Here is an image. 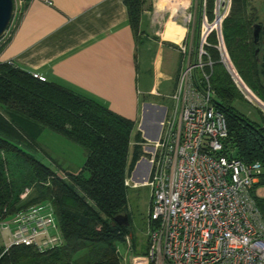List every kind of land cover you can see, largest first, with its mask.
Returning <instances> with one entry per match:
<instances>
[{"label": "trees", "instance_id": "obj_1", "mask_svg": "<svg viewBox=\"0 0 264 264\" xmlns=\"http://www.w3.org/2000/svg\"><path fill=\"white\" fill-rule=\"evenodd\" d=\"M29 1L23 0L19 17ZM123 3L129 26L138 38L141 15L151 9V0ZM207 4L211 20L212 0ZM248 10L246 0H232L229 15L222 23L223 42L241 82L264 102V30L254 44L255 21ZM12 20L13 14L6 30ZM12 33L13 30L0 45V52ZM209 42L213 46L206 50L212 66L206 71L215 92V107L227 123L224 152L246 164H261L258 182L251 188L254 190L264 186V115L259 124L233 108L234 100L245 99L220 62L214 36L209 37ZM44 128L84 150L85 161L78 171L64 170L60 175L34 157L32 152L39 147L37 139ZM135 128V121L85 95L0 62V219L49 202L63 237L62 246L42 253L30 247H12L1 256L0 264H120L116 248L124 244L130 231L129 225L119 226L114 218L128 216L129 188L124 180L140 157L145 156L140 132L135 133L130 151ZM14 165L23 170L19 169V177L14 175ZM13 175L19 183L13 181ZM27 188L32 193L23 201L20 196ZM254 198L264 218V200ZM1 251L2 246L0 254Z\"/></svg>", "mask_w": 264, "mask_h": 264}, {"label": "built area", "instance_id": "obj_2", "mask_svg": "<svg viewBox=\"0 0 264 264\" xmlns=\"http://www.w3.org/2000/svg\"><path fill=\"white\" fill-rule=\"evenodd\" d=\"M207 2L183 0L188 18L182 23L179 52L187 61L169 96L172 108L165 109L157 138L147 139L151 146L144 150L148 155L144 167L137 164L124 180L127 188L144 186L150 192L147 249L141 256H131L132 264H264V219L251 194L262 167L224 152L227 123L215 107L206 71L212 66L206 50L213 46L210 36L227 69L220 37L232 0H212L211 20ZM234 83L246 93L245 85L235 79ZM28 194L25 189L21 198ZM0 232L4 238L0 258L15 246L42 253L63 244L49 202L0 219ZM129 237L116 248L120 264L126 263L124 247L133 249Z\"/></svg>", "mask_w": 264, "mask_h": 264}, {"label": "crops", "instance_id": "obj_3", "mask_svg": "<svg viewBox=\"0 0 264 264\" xmlns=\"http://www.w3.org/2000/svg\"><path fill=\"white\" fill-rule=\"evenodd\" d=\"M123 2L31 0L21 16L13 19V33L0 52V62H12L16 68L85 95L135 121L132 138L140 132L146 141L156 134L154 117L160 116L162 109L165 111L160 106L162 98L157 90L165 78L162 50L165 46L183 43V25L180 32L164 33V24L158 39L157 32H153V19L160 12L153 10L151 13L145 9L136 38ZM139 43L143 45V54L150 56L145 72L148 83L143 84V91L138 73ZM177 52L182 55L179 49ZM145 104L151 106L145 108ZM252 191L253 198L264 200V186ZM141 255L134 253L132 256ZM125 264H132L131 256L126 258Z\"/></svg>", "mask_w": 264, "mask_h": 264}, {"label": "rangeland", "instance_id": "obj_4", "mask_svg": "<svg viewBox=\"0 0 264 264\" xmlns=\"http://www.w3.org/2000/svg\"><path fill=\"white\" fill-rule=\"evenodd\" d=\"M157 1L158 2L161 1V2H159L158 4ZM249 1H250L249 7L251 8V10H254L255 12L259 13L258 21H260V23L264 25V0H249ZM181 3H183V0L182 1L181 0H151V9H149V11L151 13L153 10L160 12L157 15H155L153 19L155 26L154 27L155 29L153 28L154 29L153 32L155 31L157 32L158 39L160 38L162 29L164 28L163 26L164 24L168 22H172L179 26L183 25L182 23L184 22V19L182 14L178 10H176L177 12L175 11L176 7H178L179 4ZM22 5H23V0H13V19L15 18L16 20V18L20 14ZM166 7H168L169 9L165 10ZM12 22L9 28L1 36V38L4 36V38H2V40L0 41V45L4 43V41L9 37V34L13 30L14 27L11 26ZM166 31L170 32L171 30H166ZM220 38L223 49L225 50V53L227 55L225 45L223 42L222 28H221ZM178 49L179 46L177 45H169V46H165L162 50L163 51L162 72L163 75H165V78L162 81L163 82L162 85L157 90L160 93V97L162 98V102L160 103V106L167 109V111H170V109L172 108V101L168 97L173 92L174 84L178 76V70L182 68L183 63L187 61V55L186 57H183V55H179V53L177 52ZM143 51H144L143 45L139 43L137 54L139 60L138 73H139V81L141 82L140 84L141 91L145 89L143 84L148 83V77L145 72L148 65L147 63L150 59V56L148 54H143ZM216 69H219L218 66H216ZM231 79L234 82V79L232 77ZM243 91L246 92L245 94L242 93L245 101H243L242 99L234 100V102L232 103L233 108L238 113L243 115L245 118L249 119L250 121L261 124L262 115H264V102L259 100L249 89H247V87L246 89L245 87H243ZM250 93L254 95V97L259 102H261V104L258 101L252 99L250 97L251 96ZM157 115L159 116V114ZM158 116L154 117L153 123H157ZM156 127L157 126H155V128ZM133 140L134 139L132 138L130 151L132 145L134 144ZM37 143L39 147L34 152H32L34 157L39 161H41L46 166H48L51 170L55 171L56 173H59L60 175L64 174L63 173L64 170L76 172L84 164L85 161L84 150L75 143L65 139L61 135L55 133L54 131L48 128L43 129L41 135L37 139ZM149 146H151V144H149L146 140L145 143L142 145L143 152L144 150L146 151V149ZM143 158H148V155L145 153V156L140 157V159L136 162L135 166ZM139 166H141L140 169H142L144 167L143 162L139 164ZM13 168H14V172L16 173L14 175H17L19 177L21 174L19 172V169L20 170L22 169L19 168L18 165H14ZM16 168L17 170H15ZM14 175H13V181L19 183L18 178H16V176ZM27 189L29 190V194L27 195L28 197L32 193V191L29 188ZM149 194H150L149 189L144 186H139L137 188H129L127 190V199H128L127 213L129 216V231H130L129 238L130 241H133L134 248L131 250L128 249L126 251H123L124 253L123 256H125L126 254V258L128 256L129 257L132 256L134 253L135 254L146 253V249H147L146 232H147V219L149 213ZM27 197L22 199L20 196V199L24 201L27 199ZM3 239H4L3 234L0 232V246H2Z\"/></svg>", "mask_w": 264, "mask_h": 264}, {"label": "water", "instance_id": "obj_5", "mask_svg": "<svg viewBox=\"0 0 264 264\" xmlns=\"http://www.w3.org/2000/svg\"><path fill=\"white\" fill-rule=\"evenodd\" d=\"M12 14H13V0H0V37L6 31V28H7L8 24H9V22H10L11 17H12ZM262 29H263V27L261 25H259V24H254L253 25V32H252V34H253V42H254V44H257L258 43L259 37H260V32H261ZM257 52H258V50L255 51V54ZM226 60L228 62V65H227V69L226 70L229 73V75L232 78H234L237 82H240L241 84H243L240 81L239 77L236 75L235 70L233 69V66L231 65V63H230V61H229V59H228L227 56H226ZM250 97L252 99L258 101L254 97V95L251 94ZM259 103L261 104V102H259ZM149 106H151V105L150 104H145V108H147ZM163 115H164V109H162V113H161V115L157 119V131H156V134L153 135L150 140H155L157 138L158 133H159V130H160V122L163 119ZM142 162H145V160L144 159H141L137 164L139 165ZM139 182H141V180ZM114 222L116 224H118L119 226H123V227H127L129 225V221H128L127 214L117 215L114 218Z\"/></svg>", "mask_w": 264, "mask_h": 264}, {"label": "bare ground", "instance_id": "obj_6", "mask_svg": "<svg viewBox=\"0 0 264 264\" xmlns=\"http://www.w3.org/2000/svg\"><path fill=\"white\" fill-rule=\"evenodd\" d=\"M158 2V1H157ZM159 2H161V1H159ZM159 2H158V4H159ZM165 7V6H164ZM184 7H185V3L183 4V3H181V4H179V6L178 7H176V9H175V11L176 10H178L181 14H182V16H183V19L184 20H187V18H188V14H186V11L184 10ZM165 9V8H164ZM167 9H169L168 7H166V9L165 10H167ZM163 11V10H162ZM177 12V11H176ZM166 30H174V31H176V32H180V31H182L181 30V28H180V26H178V25H176V24H174V23H172V22H168V23H166ZM166 30H165V32L164 33H166ZM164 33L162 34V36L164 35ZM226 64L228 65V62H226Z\"/></svg>", "mask_w": 264, "mask_h": 264}, {"label": "flooded vegetation", "instance_id": "obj_7", "mask_svg": "<svg viewBox=\"0 0 264 264\" xmlns=\"http://www.w3.org/2000/svg\"><path fill=\"white\" fill-rule=\"evenodd\" d=\"M247 1V4H248V8H249V13H248V15H250V17H252L253 18V20L255 21V22H253V24H252V29H253V25L254 24H259V25H261L262 27H263V29L261 30V31H263L264 30V25L263 24H261L260 23V21H258V16H259V13H257V12H255L254 10H251V8L249 7V4H250V1L249 0H246ZM262 2V1H261ZM231 5H232V2H231ZM230 9H231V7H230ZM255 9V8H254ZM229 12H230V10H229ZM229 15V13L227 14V16ZM227 16L225 17V19L227 18ZM224 19V20H225ZM223 20V21H224ZM223 23V22H222ZM258 50V49H257ZM258 53V52H257ZM256 53V54H257ZM258 60V59H257Z\"/></svg>", "mask_w": 264, "mask_h": 264}]
</instances>
